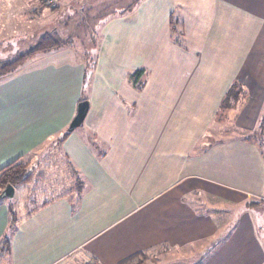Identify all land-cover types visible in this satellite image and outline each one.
<instances>
[{"label": "crops", "instance_id": "crops-1", "mask_svg": "<svg viewBox=\"0 0 264 264\" xmlns=\"http://www.w3.org/2000/svg\"><path fill=\"white\" fill-rule=\"evenodd\" d=\"M137 1L139 9L126 17L123 12ZM74 2L60 0L53 9L42 0H0V27H27L42 17L48 23L22 39L33 42L59 25L52 10L62 18ZM106 2L118 7L99 24L115 27H142V8L163 9L159 19L150 18L159 26L161 61L137 77L132 76L142 62L133 65L118 88L89 100L86 119L73 132L68 128L86 99L90 73L76 51L41 52L0 75V171L20 161L37 178L47 170L41 183L34 177L25 183L42 188L38 205L30 195L22 205L15 190L12 214L0 199V264H83L93 258L121 264L158 246L179 248L221 233L199 264H253L254 247L251 251L242 237L246 232L253 237L259 257L251 208L255 198L264 197V151L250 136L227 137L218 130L214 139L211 125L230 86L244 85L239 76L244 59L264 40V0L198 1L204 6L202 23L210 29L197 50L176 44L171 35L179 7L189 20L191 9L199 12L195 0ZM128 32L114 39L113 53L126 47ZM212 40L219 44L216 51L224 50L223 70L212 66L217 57L209 48ZM212 198L227 207L218 208ZM230 211L238 219L228 224L224 214Z\"/></svg>", "mask_w": 264, "mask_h": 264}, {"label": "rangeland", "instance_id": "rangeland-1", "mask_svg": "<svg viewBox=\"0 0 264 264\" xmlns=\"http://www.w3.org/2000/svg\"><path fill=\"white\" fill-rule=\"evenodd\" d=\"M75 1L76 3H71L73 5H67L65 10L67 13L62 18H60L58 10L51 11L52 17H55L59 23L53 32L59 33L63 39H70L64 47H69L76 51L79 58L83 59L84 64L89 69L87 71H90L86 77L88 79L85 90L86 100L102 99L105 97L104 94H106V91L118 88L125 76L129 75L128 70L133 68V65H139L140 62H142L139 69H146L148 73L156 68L157 63L161 61L159 50L160 40H156L157 38L160 39L159 34L157 37L159 26L157 29L156 22L150 18L153 17L155 20L159 19L163 12L161 7L157 9L156 6L150 5V8L153 9L148 10L146 6L142 8L140 17L143 18L142 21L145 20L142 27H139L135 23L115 27L113 25L99 24V18L109 14L112 9L118 7V4L114 2H110L111 4H109L106 0L101 2L97 0ZM198 1L202 3V0H195L193 5L197 7V10L199 9V12L196 13L197 11L191 9V20L184 18L186 17L184 15L186 12L184 13L181 7L177 9L172 21L173 31L171 32L172 38L175 40L176 44L182 45L185 48L191 46V49L195 50L201 49V42L208 36L210 29L205 28L202 23L201 15L203 14L202 8L204 6L199 4ZM138 4H140V1H137L136 4L133 3L130 10L122 12L127 14L126 17L130 14L133 16V13H136L134 9H139ZM58 5L59 4H56L55 7L50 8H56ZM147 12L153 14H147ZM45 23H48V21H44V18L39 17L33 24L27 27L20 24L17 25L16 23H9L0 27L1 33H3L0 34V64L13 60L18 54L25 52L35 43L37 39L33 42L22 40L25 37L24 34L29 30L33 31L41 28ZM114 28H119L121 30L120 32L115 31L116 29L113 31ZM125 28H129L127 34L131 31V34L127 37L130 41L125 44V48L119 49L117 54H115L113 50H115L114 46L117 42L114 39L122 36ZM12 30L15 34L21 35V37L16 35L13 36ZM106 31L110 34L109 36L101 35L102 32L105 34ZM112 32H114V34ZM116 40H119V38ZM218 45V43L212 40L209 43V48L215 50L214 48ZM223 51L222 48L219 51L215 50L217 57L213 59V68L220 69L222 67L221 70H223L225 58L220 56ZM124 52H126V55ZM249 53V56L244 59L245 62L242 65L243 71H240V74L238 72L239 76L245 80L243 86L236 87L237 90L241 89L239 100L234 102L231 107H229L225 101L222 102L216 117L217 120L213 121L211 125V131L213 132L212 137H214V139L216 138L215 133H219L218 130L227 131V137H232L234 135L250 136L256 143L261 144V148L264 150V40L261 39L256 48ZM34 59L36 58L28 60L26 64ZM102 149V146H100V150ZM100 150L95 149L96 157L100 158ZM30 168H32L31 165H29V171ZM46 171L47 170L44 169L40 170V172H38V174L40 173L39 178H37V175L34 173L33 176L31 175L30 181H32L34 177L36 181L40 179L39 182L41 183L43 178L42 175ZM56 171L54 172L56 173ZM99 176H101V174H99ZM15 190L18 191L19 200L22 205L26 201L28 195H30L32 199L37 197L35 205L41 202L39 192L42 191V188L40 185L38 188L34 189V186H30V184H16L14 186V191ZM2 199L11 205L12 214H15L17 212V200L14 201L10 197ZM212 200L213 202L215 201L214 203L217 202L216 206L218 208H223L224 210L227 207V203L223 200L213 198ZM253 201H255V207L251 208V212L258 225L256 233L259 237V239L257 237V242L260 245L259 257L258 245L248 232H246V234L244 233L245 235H243L242 241L245 245L251 247V251L252 247H254L256 256H254L252 263L255 261L253 264H264V197L255 198ZM222 212L224 213V211ZM230 213L231 215L224 214L228 215V224L238 219V214H234L231 211ZM243 217H245V219L248 218L247 215ZM224 224L225 222H223V226ZM226 230L227 229H222V232ZM222 235L223 233L212 239L204 238L201 243L185 245L179 248L158 246L130 260L122 262V264H199L202 262V255L209 254L211 252L209 247L218 244L219 241L217 240Z\"/></svg>", "mask_w": 264, "mask_h": 264}, {"label": "trees", "instance_id": "trees-1", "mask_svg": "<svg viewBox=\"0 0 264 264\" xmlns=\"http://www.w3.org/2000/svg\"><path fill=\"white\" fill-rule=\"evenodd\" d=\"M45 6H47L46 2L42 0ZM55 9V8H53ZM70 39H63L59 33H55L53 31L45 32L42 36H40L35 43H33L25 52L18 54L16 58L11 61L0 64V75L10 74L18 67L23 65L27 60L35 57L37 54L41 52H48L51 50H58L63 48ZM143 71L139 70L135 72L133 77H137ZM237 84L231 85L226 93V97L223 101L231 107L234 102L239 100L241 95V89H236ZM259 147H262L261 144L257 143ZM262 149V148H261ZM264 151V150H263ZM29 163L20 161L12 163L6 166L0 172V193L8 186V185H16V184H25L30 181L32 173L29 171ZM6 241H4V244ZM144 253V252H143ZM142 254V253H139ZM139 254L131 257L134 258ZM122 264V263H121Z\"/></svg>", "mask_w": 264, "mask_h": 264}, {"label": "water", "instance_id": "water-1", "mask_svg": "<svg viewBox=\"0 0 264 264\" xmlns=\"http://www.w3.org/2000/svg\"><path fill=\"white\" fill-rule=\"evenodd\" d=\"M90 107V102L86 99L80 101L78 103L77 112L72 120L71 124L69 125L68 132H73L75 129L80 127L86 119ZM14 191L13 185H8L1 193L0 199L5 197H11Z\"/></svg>", "mask_w": 264, "mask_h": 264}, {"label": "built area", "instance_id": "built-area-1", "mask_svg": "<svg viewBox=\"0 0 264 264\" xmlns=\"http://www.w3.org/2000/svg\"><path fill=\"white\" fill-rule=\"evenodd\" d=\"M49 7H55L56 4H59L60 0H44ZM83 264H100L97 259H88Z\"/></svg>", "mask_w": 264, "mask_h": 264}]
</instances>
